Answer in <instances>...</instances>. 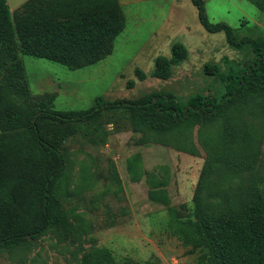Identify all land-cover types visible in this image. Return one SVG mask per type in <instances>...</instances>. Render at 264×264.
Returning <instances> with one entry per match:
<instances>
[{
    "label": "rangeland",
    "instance_id": "rangeland-1",
    "mask_svg": "<svg viewBox=\"0 0 264 264\" xmlns=\"http://www.w3.org/2000/svg\"><path fill=\"white\" fill-rule=\"evenodd\" d=\"M27 0H6L12 13ZM126 26L116 38L113 53L88 68L71 71L45 59L19 55L26 87L19 92L24 105L56 111H83L97 97L105 102L134 101L170 94L180 105L195 95L218 101L225 94L220 80L203 73L207 63L222 59L242 66L254 60L250 47L235 50L223 33L211 34L198 21L190 0H119ZM208 20L229 25L238 39L264 38V14L246 0H205ZM181 43L187 60L173 69L169 81L149 77L157 57H170ZM0 72V101L17 76L4 59ZM147 79L136 81L134 69ZM134 81L132 89L127 82ZM15 95L11 96L13 100ZM237 130L250 129L255 141L232 151L216 149L224 139L222 120L195 127L184 141L134 131L129 113L102 111L93 120L76 124L72 134L56 141L65 164L66 190L59 204L67 228L57 225L35 240L0 250V264H83V256L107 250L118 264H197L198 251L185 246L176 223L191 218L196 187L210 204L230 197L244 205L264 192V113L255 104H233ZM244 107V108H242ZM0 139L12 131L1 117ZM229 119L228 114L225 118ZM59 127L53 126V129ZM63 130V129H61ZM179 146V147H178ZM9 188L0 191V202ZM188 231L184 232V235Z\"/></svg>",
    "mask_w": 264,
    "mask_h": 264
},
{
    "label": "trees",
    "instance_id": "trees-1",
    "mask_svg": "<svg viewBox=\"0 0 264 264\" xmlns=\"http://www.w3.org/2000/svg\"><path fill=\"white\" fill-rule=\"evenodd\" d=\"M246 1L264 14V0ZM190 2L205 31L223 33L231 48L250 47L254 54V60L242 66L224 57L225 73L219 64L203 66L205 75L223 84L222 98L216 101L210 96L195 95L182 106L170 94L115 102L97 97L90 109L56 111L33 109L20 102L18 94L26 93V87L19 55L45 59L71 71L101 62L113 53L115 40L126 26L119 0H27L12 16L6 0H0V72L6 58L10 72L17 76L8 88L1 87L8 95L0 101L1 117L12 131L22 133L10 140L0 139V191L9 188L7 197L0 202V250L35 240L57 225L67 228L66 214L58 203L66 190L65 164L56 141L72 134L76 124L93 120L104 110L129 113L134 131L184 141L186 151L192 155L193 142L188 140L192 130L219 120L225 126L224 139L216 149L236 151L255 141L250 129L234 128L233 104L236 100L246 106L255 104L264 113V38L238 39L226 23L208 20L205 0ZM187 58L185 46L174 43L169 58L155 59L149 77L169 81L173 69ZM134 76L139 82L147 79L138 68L134 69ZM134 85V81L127 82L128 89ZM226 114L229 119H223ZM200 189L196 187L191 218L172 223L179 228L184 245L199 252L197 264H264V192L244 205L230 197L210 204L199 197ZM83 260V264H118L107 250L86 254Z\"/></svg>",
    "mask_w": 264,
    "mask_h": 264
},
{
    "label": "crops",
    "instance_id": "crops-1",
    "mask_svg": "<svg viewBox=\"0 0 264 264\" xmlns=\"http://www.w3.org/2000/svg\"><path fill=\"white\" fill-rule=\"evenodd\" d=\"M121 5V4H120ZM123 10V9H122ZM124 13V12H123ZM9 14H10V12H9Z\"/></svg>",
    "mask_w": 264,
    "mask_h": 264
}]
</instances>
